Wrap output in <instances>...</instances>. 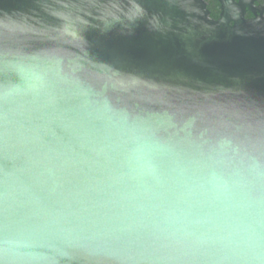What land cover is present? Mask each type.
I'll return each mask as SVG.
<instances>
[{
	"label": "water",
	"instance_id": "95a60500",
	"mask_svg": "<svg viewBox=\"0 0 264 264\" xmlns=\"http://www.w3.org/2000/svg\"><path fill=\"white\" fill-rule=\"evenodd\" d=\"M220 1L0 0V264H264V17Z\"/></svg>",
	"mask_w": 264,
	"mask_h": 264
},
{
	"label": "flooded vegetation",
	"instance_id": "af4514ba",
	"mask_svg": "<svg viewBox=\"0 0 264 264\" xmlns=\"http://www.w3.org/2000/svg\"><path fill=\"white\" fill-rule=\"evenodd\" d=\"M210 15L213 19L218 20L223 13V6L220 0H204ZM232 17L239 13H244L246 19H254L257 16L264 17V0H234L232 8ZM234 24L233 21L230 22Z\"/></svg>",
	"mask_w": 264,
	"mask_h": 264
}]
</instances>
